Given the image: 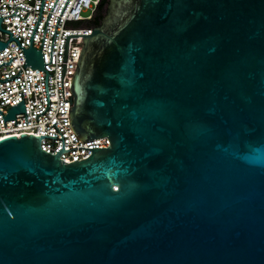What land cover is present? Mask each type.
I'll return each instance as SVG.
<instances>
[{"label": "water", "instance_id": "water-1", "mask_svg": "<svg viewBox=\"0 0 264 264\" xmlns=\"http://www.w3.org/2000/svg\"><path fill=\"white\" fill-rule=\"evenodd\" d=\"M35 29L10 40L47 72L48 109ZM78 35L71 126L111 146L66 163L63 135L56 154L40 144L56 136L0 140V264H264V0H110L66 36L63 97Z\"/></svg>", "mask_w": 264, "mask_h": 264}, {"label": "built area", "instance_id": "built-area-1", "mask_svg": "<svg viewBox=\"0 0 264 264\" xmlns=\"http://www.w3.org/2000/svg\"><path fill=\"white\" fill-rule=\"evenodd\" d=\"M55 1L44 0L40 15L42 0H0V17H4L2 19L4 29L11 31L13 37L18 39L26 49L30 48V39L40 15L41 18L35 29L32 47L41 50L47 23L41 51L44 63H47L45 69L48 70L49 74H53L48 75L49 108L47 109V72L43 69H32L31 66L25 68L26 58L22 56L24 50L19 46L17 40H10L11 33L0 30V41L8 42L10 40L9 44L0 50V64L4 61L9 62L12 58L9 64L4 63L0 66V79L12 78L5 81L0 80V110L6 116L8 108L20 102L23 97L26 108V113H15L16 121L15 118L4 121V117L0 113V140L14 135L21 137V134H34L40 137L41 135L56 136L57 138L42 137L40 143L44 151L56 154L63 148V135L64 148L74 149L62 152L60 158L66 163H71L87 159L91 155L92 150L86 149V147L111 146L107 136L83 142L71 126L69 108L74 105L71 83L84 46L82 35L69 38L66 71L63 77L64 97L61 82L66 36L68 34H91L95 28L92 22L97 16L98 7L102 0H57L56 3ZM65 3L66 6L64 7ZM53 5L54 8L51 10ZM61 11L62 14H60ZM14 13L16 15H12ZM51 49L52 61L50 62ZM20 70L22 71L19 74ZM17 74L19 76L14 77ZM70 96H72V104L70 101H65L70 100ZM46 109L47 111L44 112ZM42 112L44 113L38 115L37 120V114ZM54 123L62 134L55 125H52Z\"/></svg>", "mask_w": 264, "mask_h": 264}, {"label": "flooded vegetation", "instance_id": "flooded-vegetation-1", "mask_svg": "<svg viewBox=\"0 0 264 264\" xmlns=\"http://www.w3.org/2000/svg\"><path fill=\"white\" fill-rule=\"evenodd\" d=\"M109 3H110V0H102V2L100 3L98 7L96 19H98L99 17L103 19L104 15L108 12Z\"/></svg>", "mask_w": 264, "mask_h": 264}, {"label": "trees", "instance_id": "trees-1", "mask_svg": "<svg viewBox=\"0 0 264 264\" xmlns=\"http://www.w3.org/2000/svg\"><path fill=\"white\" fill-rule=\"evenodd\" d=\"M101 22H102V18L101 17H99L98 19L95 18V20L92 22V25L97 27V26H99L101 24Z\"/></svg>", "mask_w": 264, "mask_h": 264}]
</instances>
